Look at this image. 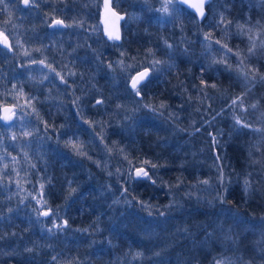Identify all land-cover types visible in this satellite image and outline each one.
<instances>
[{"label": "trees", "instance_id": "1", "mask_svg": "<svg viewBox=\"0 0 264 264\" xmlns=\"http://www.w3.org/2000/svg\"><path fill=\"white\" fill-rule=\"evenodd\" d=\"M165 2L113 0L115 7L122 3L120 9L126 14L118 42L105 37L97 21V8L90 0H81L80 7L77 6L79 17L64 19L63 28L46 32L44 24L47 21L24 24L11 41V50L0 47V62H11L8 70L16 71L11 76L14 87L17 86V96L7 101L17 107L18 122L17 126H0V156L4 157L0 159V236L3 237L0 239V264H214V258H225L231 264H264V239L259 238L264 236V165L251 163V160H264V133L249 129L234 131L227 110L211 126L203 124V120L215 116L232 96L245 91V87L236 71L226 70L224 64H212L213 57L220 59L224 54L220 46L213 44L212 50L205 52L201 43L204 33L210 32L213 40L222 39L233 51L239 49L247 57L246 69L251 66L264 73V46L260 45L264 40V0H212L201 22L181 5L169 8L168 13L160 11ZM221 14L231 21L230 25L217 27ZM237 25L244 26L245 34H240ZM249 28L251 33L246 32ZM249 35L257 45L252 55L248 54ZM165 41L174 45L171 54ZM185 48L187 55L183 53ZM148 49L155 55H149ZM154 59L170 61L174 66L160 65L163 70L151 73L150 81L142 89V98L137 97L130 91L128 80L135 71L149 67ZM41 60L45 63H39ZM121 60L134 67L121 69L118 64ZM228 63L235 68L237 58L230 54ZM49 64L55 72L46 66ZM56 72L65 76L67 84L61 82ZM68 72L75 75H66ZM4 74L6 67L0 65V77ZM200 79L216 83L220 89L218 92L208 88L209 96L214 99L204 104L196 99L203 93L192 87L199 86ZM225 91L226 96L222 98L221 92ZM77 97L80 100L74 106ZM45 100L53 102L50 107L53 115L46 113ZM97 100L103 103L94 107ZM257 100L259 107L249 109L244 118L254 127H264L260 119L264 112V83L252 86L245 103L250 105ZM162 101L167 104L163 117L143 107L149 103L159 105ZM197 107L199 112L195 111ZM78 109L81 110L79 114ZM134 109L139 110L134 112ZM169 113H176L179 119L169 120ZM126 116L130 118L125 119ZM192 120L196 121V128H201L199 133L190 136L188 132L175 130L178 124L191 131ZM86 121L100 123L93 126ZM45 123L49 125L47 130ZM129 124H134V131L127 127ZM122 125V129L114 127ZM32 127L45 130L38 137L39 142L35 141L39 133L33 132ZM220 129L223 130L219 137L220 147L213 150L208 133ZM25 132L31 135L25 136ZM180 137L184 140L182 145L173 144L174 138L179 140ZM70 138L84 142L91 159L79 157L66 147L65 142ZM193 144L196 146H191ZM105 145L114 149L124 147L134 160L147 158L165 164L154 170V178H160L157 184L128 179L127 161L115 150L109 155ZM254 145L261 150L256 151ZM185 146L193 149L196 163L183 154ZM17 148L21 152L18 153ZM41 149L43 152L39 156ZM217 152L223 157L225 173L231 181L223 204L213 199L223 191L216 182L218 173L211 167ZM9 159L10 164H17L10 174L5 168ZM95 161H99L101 167H97ZM200 165L203 170L199 169ZM110 167L112 175H106ZM118 168L122 170L120 174H117ZM247 173H252L250 179L253 181L249 197L243 193V178ZM105 175L108 177L106 183L102 181ZM29 176L39 184L51 180V184H46L44 199L48 207L59 212L55 221L48 217L35 223L32 218H24L30 199L25 193H19L17 183L5 180ZM178 177L183 179V184L177 190L170 191L161 183L176 184ZM62 178L64 185L59 184ZM204 178H211L212 186L196 188L195 181ZM118 179L128 189L121 211H129L142 221L159 222L152 238L144 225L142 230L140 226L127 223L128 226L117 233L105 220V213L109 211L105 198L109 197L111 205L115 194V190H109V185ZM69 181H72L71 187L77 189L70 197ZM98 185L107 188L101 200L97 194ZM32 189L39 191L37 185ZM109 191L113 195H109ZM185 193L192 195L189 197ZM141 201L151 207L145 208ZM171 201L178 203L165 208ZM227 209L238 213L239 223ZM99 211L104 213L102 219H98ZM160 212L165 215L161 217ZM64 220H67L65 232L47 233L53 223L63 224ZM97 221L104 223L103 226ZM185 228L187 233L181 231ZM30 229L35 230L33 236L28 234ZM136 229L144 238L138 237ZM229 236L231 239H225ZM79 252V258L74 257ZM137 252L143 255L136 257ZM118 255H129L130 261L125 262Z\"/></svg>", "mask_w": 264, "mask_h": 264}, {"label": "snow or ice", "instance_id": "2", "mask_svg": "<svg viewBox=\"0 0 264 264\" xmlns=\"http://www.w3.org/2000/svg\"><path fill=\"white\" fill-rule=\"evenodd\" d=\"M29 2V0H24V3L27 5ZM207 2H210V0H207ZM5 0H0V4H4ZM183 3V0H175V4H173V0H166L165 4L163 5V7L160 9V11L164 12V13H168L169 12V8H173L175 7V5H180ZM206 3V0H196V2L192 3L190 5V7L195 8L196 9V13L200 16V17H204L205 13H204V5ZM6 6V5H5ZM54 25H62L63 21L62 20H54L53 21ZM221 24L223 25H230L231 21H227L224 17L223 14H221V18L217 23V27H219ZM259 24V22H258ZM237 27L239 29H241L240 34L243 35L245 34V29L243 25H237ZM247 33H251L252 29H247L246 30ZM113 36L110 35L109 39H112ZM115 39H120L119 35H116L114 37ZM249 40L251 43V46L248 48V54L252 55L254 54L255 48H256V41L252 38L251 35H249ZM5 43H7V40L5 39ZM187 43L191 44V41H187ZM204 45V50L205 52H209L212 50L213 48V44L215 45H219L220 49L223 50V56L220 57V59H216L215 57H213L212 60V64H224L226 67V70L229 71H236L237 72V76L238 79L243 81V85L245 87V91L232 96L229 100L228 103L225 105L224 108H222L219 112L216 113L215 116L210 117L209 119H205L203 120V124H208L211 126V124H213L216 120L217 117L219 116H223L225 111L227 110L231 116V119L233 120V125L232 128L234 131L239 132L242 129H249L252 132L255 133H264V127H254L250 122H248L244 117L246 116L247 112L249 111V109L252 110H256L259 107V100H257L256 102L252 103V104H246L245 103V99L248 95V93L251 91L252 86H254L257 82L260 83H264V73H260L258 71V69L252 68L251 66H248V68L246 69L244 66L247 62V57H245L242 52L237 49L236 51H233V49L231 47L228 46L227 43L222 42V39H216L213 40V36L212 33L210 32H206L204 33V40L201 42ZM260 45L264 46V40L260 41ZM165 46L166 48L169 50V54H171L172 50L174 49V45L168 43L167 41H165ZM147 53L149 55L154 56L155 53L152 51V49H148ZM183 53L185 55L188 54V49L185 48L183 50ZM234 55L237 58V64L235 66V68H233V66L228 63V57L229 55ZM121 55L123 56L124 53H121ZM39 63L44 64L45 62L43 60H41ZM119 66L121 67V69L123 70H127L128 68H132L134 67V65H126L124 64V62L121 60L118 62ZM160 65H168L169 68L174 66V63L170 62V61H161V60H153L149 67L144 68L143 71H139L136 73V75L131 76V81H130V91L133 92L135 94V96L137 97H141L142 98V89L143 87H145L147 85V83L150 81L151 79V73H155L158 71H162L163 69L160 68ZM51 72H55V69L52 67V65H46ZM211 66V65H210ZM109 68H112V64L108 65ZM201 71H204V69L202 68ZM57 76L60 77L61 82L67 84V80L65 79V76L62 75L59 72L55 73ZM66 75H75V73L73 72H68ZM182 83V82H181ZM195 89H198V93H203V96L197 95L196 99L200 102V104H204V102L206 100L209 99H214L213 97H210L207 89L208 88H212V89H216L218 92L220 91L219 86L216 83H211L209 84L207 81H205L204 79H200V84L198 85H193L192 86ZM184 92H187V88L183 89ZM23 94V93H21ZM224 96H226V91L225 92H221V97L223 98ZM192 97L189 96V100H191ZM80 100V97H77L75 101H73L74 106L78 104ZM30 103V101H29ZM103 101L102 100H97L96 104L93 105L94 107L102 104ZM117 107H120V105H118ZM144 108L148 109L153 115H157L160 117H163L164 112L163 110L167 108V104L165 102H161L159 105H154V104H144L143 105ZM208 108H211V104L208 105ZM35 110V109H34ZM139 109H134L133 111H138ZM8 111H10V109H5V112L7 113ZM81 110L78 109V114ZM195 111L199 112L200 108L197 107L195 109ZM205 111H207V109H205ZM130 117L126 116L125 119H129ZM5 120H9L11 119V117L9 115H5L4 116ZM168 119L169 120H173L175 122V120H178L179 117L176 113H169L168 115ZM260 119L262 122H264V112L261 113ZM86 123H90L91 125H95V124H99V121H95V122H91V121H86ZM196 121L192 120L191 121V131H189L187 128H181L178 124H176L175 130L179 131V132H188V134L194 135L197 134L201 131V128H196L195 127ZM49 127V125H47V123H45V129L47 130V128ZM223 130H217L215 133L209 132L208 135L211 138V142H212V149L215 150L217 148L220 147V139L219 137L222 135ZM25 136H29L31 135V133L29 132H25L24 133ZM13 139H15V137H13ZM59 139V138H58ZM101 142H103V135L100 136ZM114 145L116 142H113ZM65 146L69 147L73 153L79 157H86L88 159H91L90 156H88V153L85 149V145L84 142L80 141L78 138L77 139H69L68 141L65 142ZM264 146V145H262ZM253 147H256L255 145ZM105 148L107 150V152L109 153V155L112 154V152L115 150L117 151L120 155L123 156L124 160L127 161L128 163V174H127V178L131 179V180H147V181H151L152 184H157V180L160 179L159 177L154 178L155 176V171L159 168L165 167V164H160V163H155L153 162L151 159H133L130 158L129 154L125 151L124 147H119V148H111L108 147V145H105ZM261 147H256V151H260ZM201 151H203V149H201ZM249 157L252 156V149H249ZM195 155V153L193 154ZM0 159H4L3 156H0ZM13 161H15V157L12 158ZM95 163L97 164V167H101V163L99 161H95ZM251 163L256 164V163H261L262 165H264V160H251ZM8 166L5 165V168H7ZM32 167H35V165H32ZM211 167L215 168L218 175L216 177V182L219 184V186L223 189L222 192H218L216 194V196L213 198L214 200L218 199L222 204L225 202V193L228 192V183H230L231 181L228 179L226 173H225V167L223 164V157L217 152L214 156V163L211 165ZM117 174H120L122 172L121 169H117ZM108 175H112L111 172L108 173ZM252 173H247L244 178H243V193L245 195V197H249L252 194V190H253V181L250 179ZM162 184H164L165 186H167L169 188V190L171 191L172 189H178L179 187L182 186L183 184V179L178 177L177 178V182L176 184H169L167 181H161ZM46 184H51V180H47L45 182L40 183L39 185V191L36 193V195H34L32 198L34 200H36L37 205L40 206V208H44V207H48V202L47 200L44 199L45 196V187ZM213 184V181L211 178H204V179H197L195 181L194 186L196 188H200L201 186H204L205 189L210 188ZM17 185L18 188H20V184H19V180L17 181ZM72 181H69V191H68V197H70L74 192L77 191L76 188H72ZM111 186H109V190H110ZM22 190V189H21ZM128 189L125 187L123 188L122 191V195H125L127 193ZM186 196H191L192 193H185ZM67 199V197H66ZM23 202V201H21ZM119 200L114 201V203H118ZM125 203H131V201L129 200H125ZM141 204H143V206L145 208H150L151 205H148L144 202H140ZM177 201H171L168 205H165V208H171L173 207V205L177 204ZM213 201H209V204H212ZM228 203H232L231 201H228ZM227 212H229L233 218V220L235 222H240L238 219V213L236 211H233L232 209H227ZM37 212V218H39L40 216L43 217H51L54 221L58 218V213L54 212L53 209H51L50 207H48L47 211H41L40 209H36ZM149 215H151V212H149ZM159 215L161 217H163L165 215L164 212H160ZM67 226V220H65L63 222V224H57V223H53L52 228L48 229V231L51 233L53 232V230H57V231H62L64 229V227ZM181 231L187 233L188 229H182ZM12 235H15V233H12ZM209 237L212 236V233H208L207 234ZM0 239H3L2 236H0ZM225 239H231V237H225ZM26 251H32V249H26ZM143 254L141 252H137L135 254L136 257H140ZM53 259L55 260V257H53ZM214 264H231L230 261L226 260L225 258H214Z\"/></svg>", "mask_w": 264, "mask_h": 264}, {"label": "rangeland", "instance_id": "3", "mask_svg": "<svg viewBox=\"0 0 264 264\" xmlns=\"http://www.w3.org/2000/svg\"><path fill=\"white\" fill-rule=\"evenodd\" d=\"M158 7H160V4L158 5ZM206 72H207V68H206ZM8 78H12V76H8ZM52 103L53 102L51 100H45V103H44L45 111H46V113H48L50 115H53V113H54V112H52V110H50V107L52 108ZM49 118H50L51 121H54L52 119V117H49ZM57 123L59 125H61L62 124V121H59ZM17 125H18V122L16 121L15 126H17ZM114 127H116L117 129H122L124 126L122 125V126H114ZM127 127H129L131 129V131H134V124H129ZM34 130L35 131H33V132H38L39 133L36 136V139H35L36 142H39L38 141V137L45 130H42V129H39V128H35ZM123 136H124L125 139H127V141H131L130 138L126 137L125 135H123ZM27 143H29V141H27ZM39 148H41V147H39ZM16 151L18 153L21 152L20 148H17ZM42 152H43L42 149L39 150V156L42 155ZM31 153L34 154L35 153V150H31ZM115 158L117 159L118 158V155H115ZM118 162H120V159L118 160ZM7 163H8L7 170L9 172V174H10L13 171H15V168L17 167V164H10V159L8 160ZM110 169H111V167L109 169H107V171L105 172L106 175L109 172H111V173L113 172V170H110ZM199 169L200 170H203L204 168H203L202 165H200L199 166ZM106 175L104 176V179H102V181L104 183H106V180L108 179V177ZM18 180H19V184H20V192L19 193H25L27 195L26 198H29L30 199V202L28 203V207H27L29 209L26 208L27 209V212L24 213L26 215L24 218L25 219L26 218H32L34 220L33 222H35V223L36 222L39 223L40 221H44L45 219H47L48 217H43V216H40L39 218H37V212H35L36 209H40L41 210L40 206L37 205L36 200H34L32 198L37 193L36 191H34L32 189V186L37 185L38 190H39V185L40 184L38 183V181H35L32 178V176L25 177V178H22V177H19L18 178L17 177L15 179H10V178L7 177L5 181H8V183H12V182L17 183ZM56 183H57V181H56ZM118 183H119V179L116 182H114L113 184L109 185V186H111L112 191L115 190V194L113 195V192L112 191H109V195L110 194L113 195V199H111V201H112L111 205L109 204L110 203L109 197H106L105 198V202L109 205V211H107L105 213L106 214L105 220L107 221V223H111L114 226V229H115V231L117 233H121L122 230H123V228L127 225V223H128V225H132L133 224L134 226H140L139 228L142 229V230L144 228L148 227L149 230H150V234H151V237L150 238H152L154 231L157 229V227L160 226L159 222H157L155 220H151L150 222L145 221V220L142 221L141 219L134 217L131 214V212H129V211H121L124 208V204L122 202V199L125 198V197H128V193H126L125 195H122V191H123L124 186L121 185L120 183L119 184ZM59 184L60 185H64V179L63 178H62V180H60ZM14 187L17 188V186H14ZM105 188H106V186H104V185H98L97 194H98L100 200H101V197L102 196H104V197L106 196V194H105L106 192H104V194H103V191H104ZM106 190H107V188H106ZM116 200H119V202L118 203H114V201H116ZM46 208L47 207L42 208L41 211H47ZM50 208H53V207H50ZM65 208H66V206L63 207L62 209L65 210ZM117 209H118V211H117ZM53 210H54V212H56V213L59 214V212H57L54 208H53ZM119 211H121V212H119ZM99 213H100V216H99L98 219H102L104 213L103 212H100V211H99ZM63 216H64V214H63ZM97 223L99 225H101V226H103L102 224H104V223L99 222V221H97ZM143 225H144V228H142ZM52 226L53 225H51L50 228H52ZM65 231H66V227H64V229L62 230V232H65ZM136 231H137L138 237L140 239L141 238H144L143 235L139 232V229H136ZM34 233H35V230L34 229H32V230L30 229V231L28 232V234H30L29 236H33ZM47 233H50V232L47 230ZM51 233H57V230H53V232H51ZM259 238H260V240H263L264 239V236H260ZM80 255H81V252H79L78 254L74 255V257L79 258ZM118 256L120 257V255H118ZM130 258L131 257L129 255H121V257H120V259L123 260V261H125V262H129L130 261ZM114 259H115V257H114Z\"/></svg>", "mask_w": 264, "mask_h": 264}, {"label": "flooded vegetation", "instance_id": "4", "mask_svg": "<svg viewBox=\"0 0 264 264\" xmlns=\"http://www.w3.org/2000/svg\"><path fill=\"white\" fill-rule=\"evenodd\" d=\"M90 2L97 8L98 16L100 13L97 5L98 0H90ZM80 4L81 0H29L27 5L24 0H5L4 4H0V35L9 38L10 44V38L15 37L19 27L24 24L34 25L35 21H47V23H43L47 28L46 32L56 30L58 28H50L48 25L54 20L63 21L64 19L79 17L77 6L80 7ZM46 32L43 31V33ZM46 35L48 34L46 33ZM11 64V62H0L1 66L6 67L5 76L0 77V97L8 94L13 96L17 93V86L14 87L13 79L8 78L16 72L15 70H8Z\"/></svg>", "mask_w": 264, "mask_h": 264}, {"label": "water", "instance_id": "5", "mask_svg": "<svg viewBox=\"0 0 264 264\" xmlns=\"http://www.w3.org/2000/svg\"><path fill=\"white\" fill-rule=\"evenodd\" d=\"M194 2H196V0H183V3H182V4H183L184 6H186L187 8H189L192 12H194V14L197 16V18H198L199 20H201L202 17H200V16L196 13V9L190 7V5H191L192 3H194ZM207 3H208V2H207V0H206L205 5H206ZM205 5H204V13H205ZM121 17H122V15L116 13V12L112 9V7L110 6V0H103V8H102V10H101V12H100L99 22H100V24H101L102 27H103L104 33H105L108 37H109L110 35H112V36H113V38H112L113 40H117V39L114 38L116 35H119V37H120V21H121ZM63 25H64V24H62V25H54L53 22H52V23L50 24V27H62ZM118 40H120V39H118ZM0 43L3 44V45H5V46L8 45V42L5 43V37H4L3 35L0 37ZM143 70H144V68L141 69V70H139V71H143ZM139 71H137V72H139ZM137 72H135L132 76L136 75ZM130 81H131V78H130V80H129V82H128V85H129V86H130ZM6 108L11 110L12 107H11V106H4V107H2V109H1L0 120H1L2 123H4V124H7V123H9V122L12 120V115L9 114V111H8L7 113L5 112V109H6ZM5 115H9V116L11 117V119H9V120H5V119H4V116H5Z\"/></svg>", "mask_w": 264, "mask_h": 264}, {"label": "bare ground", "instance_id": "6", "mask_svg": "<svg viewBox=\"0 0 264 264\" xmlns=\"http://www.w3.org/2000/svg\"><path fill=\"white\" fill-rule=\"evenodd\" d=\"M180 135V133H179ZM181 136V135H180ZM179 140L175 139L173 140V144H181L184 142V140L180 137L178 138ZM184 145V144H183ZM191 146H196L195 144L191 145ZM183 154H186L189 158V160H192L194 161V163H196V156L193 155L194 152H193V149H189L187 146H185V148L183 149Z\"/></svg>", "mask_w": 264, "mask_h": 264}]
</instances>
